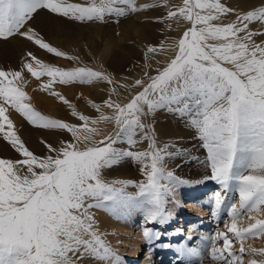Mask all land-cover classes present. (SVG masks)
<instances>
[{
	"label": "snow or ice",
	"instance_id": "snow-or-ice-1",
	"mask_svg": "<svg viewBox=\"0 0 264 264\" xmlns=\"http://www.w3.org/2000/svg\"><path fill=\"white\" fill-rule=\"evenodd\" d=\"M161 2L168 7V0L140 6L135 0H0V39L19 36L56 57L79 61L27 26L36 13L46 10L75 21H103L107 15L124 16ZM234 12L222 0H182V5L170 7L164 19L182 18L190 27L174 42L171 55L163 42L148 45L145 68L151 70L157 55L166 57L164 65L155 74L144 71L131 83H121L101 69L45 63L32 51L25 53L20 70L0 67V138L22 157L0 158V264H82L84 258L123 264L95 227L93 208H106L118 216L139 209L145 223H166L172 216L166 209L167 197L182 181L164 164L173 155L167 151L171 145L159 147L152 126L142 120L162 108L187 118L206 150L211 173L206 179L219 186L212 213L219 219L226 212L228 220L225 230L202 238L210 244L208 256L216 264H244L248 254L253 258L247 264H264V247L246 249L243 244L250 237H264V41L255 39L264 31L250 28L254 22L264 28V6L223 22ZM25 71L38 80L47 76L42 90L67 105L79 123L46 116L24 103L28 96L19 82ZM74 83L108 86V98L102 103L87 101L97 116L78 111L53 89L55 84ZM121 88L139 90L121 103L113 98L119 97ZM5 105L29 124L62 130L71 140L57 145L42 140L47 154L34 153L17 134ZM107 123H114L116 130L106 132L101 125ZM121 141L127 142L129 150L115 147ZM143 141L146 148L130 150ZM125 157L140 164L144 179L106 180L104 170ZM129 185L137 191L127 192ZM245 216L246 224L241 223ZM143 236L152 241L160 233L145 227ZM236 242L240 246L234 250ZM177 251L185 264H193L194 257L203 259L197 248L184 246Z\"/></svg>",
	"mask_w": 264,
	"mask_h": 264
},
{
	"label": "bare ground",
	"instance_id": "bare-ground-1",
	"mask_svg": "<svg viewBox=\"0 0 264 264\" xmlns=\"http://www.w3.org/2000/svg\"><path fill=\"white\" fill-rule=\"evenodd\" d=\"M73 1L78 2L81 0H73ZM249 1L250 0H237L239 12L244 11L247 8ZM152 3H155V1L154 0H140L137 6H140L143 4H152ZM176 3L182 5V0H176ZM162 7H163V4L161 2V4L157 7L142 9L140 11L133 12L132 13L133 15L131 17L134 21H137V24L134 26V29H133L134 33L143 31L140 25H144V28H147V29H150L152 27H158L159 29H161L162 26L169 25L168 19H164L167 11L169 10V7L166 8L164 6L166 10ZM55 17L59 19V23H62V20L64 18L58 17V16H55ZM120 20L122 19L120 18ZM53 23H54L53 30H54L55 35L60 36L62 38L72 37L71 38L72 44L76 45V47L66 46L63 49V51L67 52L71 56L79 57V61L69 60L73 66L89 65L90 67L94 69H101V70H104L110 73L113 77H115L116 80H119L121 83H125L126 81L128 82L126 77L119 75L120 73L127 74V72L129 71V65L133 64V62H127V59L131 57V55L120 53L118 50L122 48V46L124 45L123 43L119 44L118 45L119 48L114 49L112 52L109 51V53H107V50L103 51V56L101 59V67L97 68L93 64L89 63L87 59V53H91V52L93 53L95 51V46L84 44L85 38L78 39V36H76L73 32H67L65 29H62V28L60 29L59 23H57L56 20H53ZM173 23H174L173 29L177 33L178 32L183 33L186 30V28L190 26V24L184 21L182 18H174ZM128 26L129 24H126L124 28L125 29L128 28L129 30L130 26L129 27ZM98 27H97V33H100L101 30ZM250 28L255 31H264V28H262V26L258 22L252 23L250 25ZM164 31L165 33L156 41L148 42L147 40L148 38L144 37L142 38V42L148 45H153V46H158L161 44V42H163L164 45L167 47L171 44L170 39L172 38V31L167 28H164ZM60 32H62L63 35ZM176 37L177 35L174 38L175 41L177 40ZM118 39L123 40L124 43L128 42L126 39L122 38V36H118ZM255 39L257 43H259L260 41H264V35H258L255 37ZM97 43H100V41L98 40ZM78 44H81V45L77 47ZM167 49H168L169 55L173 54L172 46L167 47ZM56 60L58 61V59ZM154 60L155 61L153 63H155L156 65L155 69H156L158 66L162 67L164 65L166 57L164 55H157ZM157 60L160 61L159 65H157L156 63ZM153 74H155V70ZM140 77L141 76L138 74L136 76V79ZM92 86H93V90H92L91 96L80 99V100H76V101L78 105L77 106L78 111L83 112L85 115L94 117V116H97L98 113L96 112L95 109L91 108L88 105L87 101L93 100L97 104H99L100 102H102L104 99H107V98L106 96L100 93V90L105 86L104 83H93ZM138 90L139 89H135V90L123 89L120 91V95L118 98L117 97H113V98L118 99L119 102L121 103H126L128 99H130V96L134 94L135 91H138ZM159 110H162L165 113L162 115L164 116V119L161 121H158L159 123L158 125L157 123L153 125L154 134L157 140V145L159 147L163 148L165 145H171L168 142V140L164 138V135H166L167 137H169L170 139H172V141H175L176 143H179L178 141L184 143L186 139L191 140V143H197L198 138H197L196 131L195 129L191 128L188 125L186 117H182L178 113L169 111L166 108H162ZM55 116L56 117L59 116L61 119L63 120L65 119L71 123H79L76 117L71 116L70 109H67L65 114L56 112ZM154 119L156 120V116L154 117ZM101 127H103L106 132H114L116 130V126L114 123H107V124L101 125ZM39 129L40 128H38V130ZM46 133L53 136V139L47 140V142L53 145H57L59 144L60 141H62V136H60L59 134L65 133V132L62 131L59 133V131H55V132L47 131ZM139 138H140V135L138 133L136 136V139L139 140ZM32 140H34L35 142L33 143ZM29 144H31L30 150L33 151L34 153L38 155L47 154V150L44 144H42L41 140L38 139L35 131L32 136V139L29 141ZM115 147L121 150H129V145L127 144L126 141H121L117 143ZM146 147H147V141H143L137 144L135 147H132L130 150L138 151ZM171 147L172 146L168 147L167 151ZM195 159L197 160L188 159L185 166H188L194 161L193 163L194 169L192 171V174H194L195 176L203 175V172H204V167L202 165L203 162L200 161L197 156ZM164 164L167 169L169 168L172 169L171 166L165 161H164ZM140 168L141 166L139 163L135 162L130 157H125L118 165L111 167L109 169H105L103 174H104L105 179L108 181L130 180L131 179L130 177L136 176L138 173L141 172ZM174 172L176 174L178 171H174ZM177 176L178 175H175V177ZM180 181L182 182L175 184L173 187L172 193L167 197L166 209L170 213H172V216H174L178 211H180V208L178 205L181 206L182 204L181 202V200L183 199L182 196L186 195L187 197H191L194 200L195 199L197 200V199H200L203 196V194H207L206 188L209 187L207 186V183H204V182L191 183V182H185L184 180H180ZM218 188L219 186L217 185V189H215L211 194H209L207 198L209 197L212 199L214 196V193L218 190ZM126 191L129 193H135L137 189L136 188L130 189L129 187L128 189H126ZM192 201L193 200L186 201L188 203L185 205V210H184L185 212L177 216V218L181 217L179 221H177L178 219L176 217H171L166 222L168 223V226L166 225V223L161 224L158 222H153V224L159 225L160 228L162 227L165 230V232H160L159 230L155 231L157 233H160V236L158 239H154L152 241L146 240L143 236V229L148 226L144 224V221H145L144 213L139 209H134L131 212L123 216L114 215L106 208H93L90 211L95 218V221H96L95 227L97 228L98 232L101 234L102 238L114 249V251L117 252L118 255L123 254L119 252L122 244H124L125 247L129 246L130 248L129 252L132 254L133 257L129 260H126L121 256L123 258V264H132L133 262L136 261V259H138L137 257L139 255L142 256V254L143 256L142 258H140L141 259L140 264H185L184 259L180 258L179 253L177 251L178 248H181L184 246H187L189 248H197L201 251L203 259L201 260L199 258L194 257L193 264H216V262L212 261L211 258L208 256L207 248L210 247V244L208 243L207 240L202 239V238L212 237L217 232V228H216L217 224L213 223V224H216L215 229H213L209 227L210 224L209 226L206 225L207 221L196 220L197 218L185 222V218H186L185 216L187 215L186 211L188 209H192L195 215H203V216L205 215L204 210H201V206H203L202 204L206 203L207 200L204 198V199L197 200L194 202ZM138 220H139V224L135 225L134 222L138 223ZM214 221L216 222L217 219H214ZM178 222H180V224L177 225L175 230H172L171 228L168 229L169 227H172L174 223L177 224ZM185 225L186 227H183ZM134 226L136 227L139 226L140 227L139 230L135 229ZM178 226L180 228H178ZM183 228H185L184 230L186 231L184 236H182V233H184V230H182ZM212 230H214L213 235H211ZM163 236L168 238L170 241L169 242L166 241L162 243L160 238ZM189 237H191V239H189ZM258 241L259 240H257V242ZM219 243L222 245V241ZM164 244H170L171 247H167V248L163 247ZM143 250L145 252H143ZM121 251H124V250H121ZM98 263H99L98 261H96L95 259H91V258H84L82 262V264H98Z\"/></svg>",
	"mask_w": 264,
	"mask_h": 264
},
{
	"label": "rangeland",
	"instance_id": "rangeland-1",
	"mask_svg": "<svg viewBox=\"0 0 264 264\" xmlns=\"http://www.w3.org/2000/svg\"><path fill=\"white\" fill-rule=\"evenodd\" d=\"M154 1L156 2V0ZM83 2H85V0L78 1L77 3H83ZM139 2L140 0H135L136 5ZM222 3H224L227 7L235 9L234 13L229 14L228 16L223 18V22L225 23L235 20L236 13H242V12H246L254 8H257V7L264 6V0H250L247 8L244 11L239 12L237 0H222ZM117 6L126 7V5H122V4L117 5ZM176 6H180V4L176 3V0H168L169 8L170 7L174 8ZM162 8L166 10L167 7L165 8L163 6ZM132 13L133 12H129L124 16L108 15V17L106 16L103 21L85 20L81 22V21H75V20L64 18L62 20V23H59V19L55 17L56 15L50 14L46 10H41L35 14L34 18L30 20L27 26L36 29L38 32L41 33V35L45 37V39L48 42L60 48L62 51L66 46L76 47V45L72 44V41H71L72 37L62 38L54 34L53 20H56V22L59 23L60 29L62 28V29H65L67 32H73L76 36H78V39L85 38L84 44L95 46V51L93 53L92 52L87 53V59L89 63L93 64L97 68L101 67V59L103 56V51L107 50V53H109V51L112 52L114 49L119 48L118 46L119 44L123 43L124 45L122 46V48L118 50L120 53L131 55V57L127 59V62H133V64L129 65V71L127 72V74L120 73L119 75L127 78L128 82L126 81L125 83H131L132 81L136 79V76L138 74L142 76L144 71H151V74H153L155 67H156L155 63H153L155 60H151V65H152L151 70L145 68V53H146L148 44H145L144 42H142V38L147 37L148 42L156 41L165 33L164 28H167L172 31V38L170 39L171 44L167 46V47H170L174 45L175 36L177 35L176 38L178 39L183 34V33H179V32L177 33L176 31H174L173 29L174 18L168 19L169 25H171V27H169V25H164L161 27V29H159L158 27H152L150 29H147V28H144V25H140L143 31L134 33L133 29H134V26L137 24V21H134L132 19L131 17L133 15ZM120 18L122 20H120ZM126 24H129L130 26V27L128 26L129 30L128 28L127 29L124 28ZM97 27L101 30L100 33H97ZM60 33L62 34V32ZM118 36H122V38L126 39L128 42L124 43L123 40L118 39ZM98 40L100 41V43H97ZM80 45L81 44H78L77 47H79ZM27 51H32L36 57L38 58L40 57V59L43 60L45 63L47 62V63L55 64L56 66L61 67V68H72V67L78 66V65L73 66L72 63L66 58L56 57L53 54L47 53L46 50L40 49L38 46L34 45L32 42L26 40L25 38L14 36L7 40L0 39V67H3L5 69L12 68L15 70H20L22 61L25 58V53ZM56 59H58V61ZM86 67H90V66L87 65ZM23 75H24V80L19 83L22 89L27 93V96H28V99H26L24 103L31 104L36 110L40 111L42 114L46 116H50L56 119H61L59 116L56 117L55 113L60 112V113L65 114L66 110L69 108L67 107V105H64L61 101H59L55 96L50 95L49 91L42 90L41 84L46 82L49 78L47 76H43L38 80L35 77H32L31 74L27 73L26 71L24 72ZM92 85L93 84L88 85V84H80V83H74V84H69V85L55 84L53 85V89L57 92H60L68 100H70L73 104L78 106L76 100L87 98L92 95V90H93ZM107 88L108 86L105 84V86L100 90V93L106 96V98H108ZM121 90H123V88H121L119 91ZM0 103H3V102L0 101ZM5 106L8 107L7 115L13 121L17 134L21 137V139L25 142L26 146L29 149H31L30 148L31 144H29V141L32 139L34 131L37 134L38 139H40L41 141L42 140L47 141V140L53 139L52 135H49L46 133L47 131H50V132L59 131V133L62 132V130L45 129V128H40L38 130L39 127H35L29 124L28 121L15 109H12L11 107L7 105ZM163 114L165 113L162 110H157L155 113H153V115L149 114V115L143 116L142 119L145 124L151 125L152 130H153V125L156 123L158 125L159 124L158 121H161L164 119V116H162ZM155 116H156V120L154 119ZM65 133L59 134L60 136H62V141L71 140L70 139L71 135L67 132ZM164 138L167 139L168 142L172 146L171 148L168 149V152L173 154L171 156H168L165 162L168 163L174 171H178V172L175 174V172L172 169L169 168L167 170L173 172L174 175H178L177 178H179V180H184L185 182H191V183L204 182V183H207V186H209L206 188L207 194H203V196L200 199H197V200H201L205 198L207 200V202L202 204L203 206H201V210H204L205 215L204 216L195 215L192 209H188L186 211L188 216L187 215L185 216L186 217L185 222L197 218L196 220L207 221L206 225L209 226L210 224L209 226L210 228L215 229V225L217 224L216 225L217 231L225 230L224 222L228 220L227 213L226 212L223 213L219 219L214 217L212 213V199L209 197L207 198L209 194H211L215 189H217V183L210 179H206V177L210 176L211 173L206 166V155L207 154H206V150L202 147L201 140L197 139V143H191V140L186 139L184 143L180 141H178L179 143H176L175 141H172V139H170L166 135H164ZM32 142L34 143L35 141L32 140ZM196 156L199 158L200 161L203 162L201 163L204 167V172H203V175H200V176H195L194 174H192V171L194 169V166H193L194 161L188 166H185L188 159L197 160L195 159ZM0 158L17 160V159H21L22 157L20 156L19 153H17L14 150L11 144H9L3 138H0ZM130 178H131L130 180L132 181H140L144 179V176L140 172L136 176H132ZM129 187L130 189L135 188L134 186L129 185L127 189ZM182 197H183V199L181 200L182 204L181 206L178 205L180 208V211H178L174 216H171V217L177 218L178 215L185 212L184 211L185 205L188 203L186 201L188 200L190 201L193 200L192 202L197 201L196 199L194 200L193 198L187 197L186 195ZM235 199H238V196L235 197ZM180 218L181 217H178L177 221H179ZM214 219H217V221L215 222ZM213 223H216V224H213ZM241 223H245V224L247 223L246 216H245L244 221H241ZM134 224L138 225L139 220H138V223L134 222ZM144 224L148 226V228L152 229L154 232L158 230L160 232H165V230L162 227L160 228L159 225H156L153 223L147 224L145 223V221H144ZM179 224L180 222H178L177 224L174 223L172 227H169L168 229L171 228L172 230H175L177 225ZM166 225L168 226V223H166ZM183 227H186V225ZM134 228L139 230L140 227L134 226ZM178 228L180 227L178 226ZM184 229L185 228H183L182 230ZM185 232L186 231L184 230V233H182V236L185 235ZM213 234H214V230H212L211 235ZM160 239L162 243L166 241L167 242L170 241L165 236L161 237ZM257 240L259 241L257 242ZM243 244L246 249L248 248L249 245H251L252 247H257V248L264 247V237H260V238L250 237L244 240ZM239 246H240V242H236L233 244V249L237 250ZM121 250H124V251H121ZM129 250H130L129 246L125 247V245L122 244L119 252L123 254L119 256H122L126 260L131 259L133 256L129 252ZM143 252L145 251L143 250ZM142 256L139 255L137 257L138 259H136V261L133 262L132 264H137V263L140 264L141 263L140 258H142ZM252 258L253 257H251L250 255L245 254L244 264H247V261ZM255 258L259 259V257H255ZM98 264H101V262H99Z\"/></svg>",
	"mask_w": 264,
	"mask_h": 264
}]
</instances>
